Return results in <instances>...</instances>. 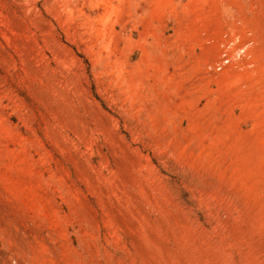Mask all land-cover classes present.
I'll list each match as a JSON object with an SVG mask.
<instances>
[{
  "label": "rangeland",
  "instance_id": "374dc122",
  "mask_svg": "<svg viewBox=\"0 0 264 264\" xmlns=\"http://www.w3.org/2000/svg\"><path fill=\"white\" fill-rule=\"evenodd\" d=\"M0 264H264V0H0Z\"/></svg>",
  "mask_w": 264,
  "mask_h": 264
}]
</instances>
